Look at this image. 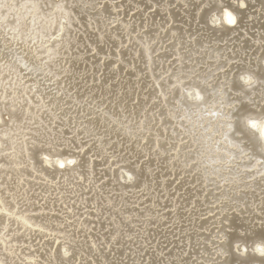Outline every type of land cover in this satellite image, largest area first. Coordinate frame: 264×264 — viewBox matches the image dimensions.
<instances>
[{
  "label": "bare ground",
  "instance_id": "1",
  "mask_svg": "<svg viewBox=\"0 0 264 264\" xmlns=\"http://www.w3.org/2000/svg\"><path fill=\"white\" fill-rule=\"evenodd\" d=\"M0 264H264V0H0Z\"/></svg>",
  "mask_w": 264,
  "mask_h": 264
}]
</instances>
